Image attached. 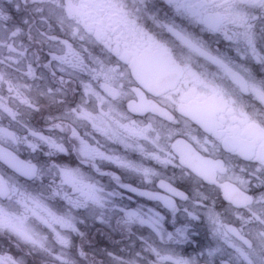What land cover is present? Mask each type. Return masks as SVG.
<instances>
[{
  "label": "snow or ice",
  "instance_id": "obj_1",
  "mask_svg": "<svg viewBox=\"0 0 264 264\" xmlns=\"http://www.w3.org/2000/svg\"><path fill=\"white\" fill-rule=\"evenodd\" d=\"M97 223L264 264V0H0V264H103Z\"/></svg>",
  "mask_w": 264,
  "mask_h": 264
},
{
  "label": "flooded vegetation",
  "instance_id": "obj_2",
  "mask_svg": "<svg viewBox=\"0 0 264 264\" xmlns=\"http://www.w3.org/2000/svg\"><path fill=\"white\" fill-rule=\"evenodd\" d=\"M104 182L106 183L107 180ZM225 219L226 222H231L230 218L226 217ZM236 226H238V224ZM108 231L109 230L105 226H102L99 223L91 228V238L94 243V250L91 254L95 255L96 250L101 252L106 250V252H112L115 256L123 255L125 258H127L126 245L135 243V241H130L126 237L122 238L118 233H113L111 237H109L107 235ZM3 247L7 249L8 246L3 245ZM185 247L187 248V253L192 252V247ZM136 250H139L138 244L136 245ZM10 252L13 255L16 254L15 249H10ZM95 258L97 261H102L103 264H111V258L107 257L105 254L95 255ZM200 264H203V260L200 261Z\"/></svg>",
  "mask_w": 264,
  "mask_h": 264
}]
</instances>
